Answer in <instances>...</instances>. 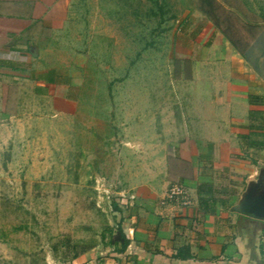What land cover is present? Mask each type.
Masks as SVG:
<instances>
[{
	"label": "crops",
	"instance_id": "1",
	"mask_svg": "<svg viewBox=\"0 0 264 264\" xmlns=\"http://www.w3.org/2000/svg\"><path fill=\"white\" fill-rule=\"evenodd\" d=\"M70 5L0 0L3 146L10 144L11 122L24 136L26 121L76 118L90 72L86 54L56 43ZM196 42L199 52L187 55L199 56L187 96L171 112L150 109L148 126L135 120L131 132L147 140L128 142L122 153L110 227L116 231L122 222L127 252H114L103 240L105 229L65 264H264V221L235 210L251 186L264 183V133L251 129L256 121L250 119L251 112H264L261 103H250L252 96L264 101L256 92L261 84L214 26L204 27ZM253 134L262 145L251 144ZM174 185L184 188L189 204L167 197Z\"/></svg>",
	"mask_w": 264,
	"mask_h": 264
},
{
	"label": "rangeland",
	"instance_id": "2",
	"mask_svg": "<svg viewBox=\"0 0 264 264\" xmlns=\"http://www.w3.org/2000/svg\"><path fill=\"white\" fill-rule=\"evenodd\" d=\"M217 1L233 14L232 32L247 37L253 63L260 57V74L246 62L264 96V0ZM70 6L56 43L88 56L90 87L75 120L26 121L24 136L11 122L10 144L0 143V264H65L115 224L122 153L128 142L147 140L131 132L134 121L148 126L153 107L156 113L179 106L199 57L187 55L199 52L204 27L216 28L200 0H71ZM214 16L226 27L223 14ZM243 23L263 29L243 30ZM155 130L161 133L160 125Z\"/></svg>",
	"mask_w": 264,
	"mask_h": 264
},
{
	"label": "trees",
	"instance_id": "3",
	"mask_svg": "<svg viewBox=\"0 0 264 264\" xmlns=\"http://www.w3.org/2000/svg\"><path fill=\"white\" fill-rule=\"evenodd\" d=\"M201 2V11L209 18L210 21L214 23L216 28L220 29L222 34L226 37V39L231 43V45L235 48V50L242 56V58L247 61L249 64H251L254 68V70L257 73L260 72V67H259V59L260 57L256 58L255 63L251 60V55L249 52L250 49V43L243 34L240 33L235 35L233 29L235 30V26L232 25L231 19L233 17L232 12H230L229 9L226 7L222 6L217 0H200ZM220 12L223 14L225 18V24L226 27L221 28L220 21L215 18L214 13ZM243 30H252L255 32H258L262 30V26L259 24H242ZM250 103H255V104H260L264 105V101L258 98L257 96H252L250 97ZM250 119L256 121V123L252 124L251 129H254L255 131H262L264 133V112H251L250 113ZM260 120V121H259ZM259 136L256 134L251 135V144L256 145V144H263V141H259ZM263 137L260 136V139ZM108 239V245L114 249V252L118 254H124L127 252L128 247L130 245V240L127 235V232L125 231L122 222L119 223L116 231H113L112 228L106 229V231L103 234V240ZM181 253V251L179 252ZM176 253L174 254V258H179L180 254ZM191 257L190 255H188Z\"/></svg>",
	"mask_w": 264,
	"mask_h": 264
},
{
	"label": "water",
	"instance_id": "4",
	"mask_svg": "<svg viewBox=\"0 0 264 264\" xmlns=\"http://www.w3.org/2000/svg\"><path fill=\"white\" fill-rule=\"evenodd\" d=\"M235 210L264 221V183L259 181L251 186Z\"/></svg>",
	"mask_w": 264,
	"mask_h": 264
},
{
	"label": "built area",
	"instance_id": "5",
	"mask_svg": "<svg viewBox=\"0 0 264 264\" xmlns=\"http://www.w3.org/2000/svg\"><path fill=\"white\" fill-rule=\"evenodd\" d=\"M167 197L170 200L181 198V199H183L184 204H189V200H188L186 191L184 190V188L182 186H178V185L172 186L167 193ZM262 247L264 250V234L262 237Z\"/></svg>",
	"mask_w": 264,
	"mask_h": 264
}]
</instances>
